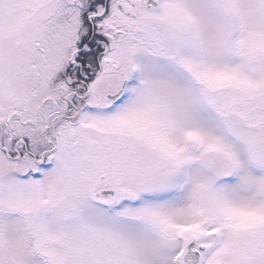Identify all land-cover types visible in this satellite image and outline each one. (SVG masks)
Here are the masks:
<instances>
[{"label":"rangeland","instance_id":"1","mask_svg":"<svg viewBox=\"0 0 264 264\" xmlns=\"http://www.w3.org/2000/svg\"><path fill=\"white\" fill-rule=\"evenodd\" d=\"M78 1L0 0V123L21 155L0 152V264H178L193 240L202 264H264V0H160V38L86 70L80 125L33 165L30 120L69 97L70 47L99 29Z\"/></svg>","mask_w":264,"mask_h":264},{"label":"flooded vegetation","instance_id":"2","mask_svg":"<svg viewBox=\"0 0 264 264\" xmlns=\"http://www.w3.org/2000/svg\"><path fill=\"white\" fill-rule=\"evenodd\" d=\"M78 2L81 3L78 5L81 14L86 10V5L91 4L96 7L94 19L97 21L99 29L97 34L95 33V38L92 33V37L89 41L92 42L104 37L106 43H104V41L100 43L99 41L97 45L90 46L88 43H83V41H86L87 39L81 36V43L76 45L75 48L74 46L70 47L71 60L67 63L64 76L65 84L63 87V93L66 92L69 97L65 99L62 95V97H60V100L62 99L61 101L44 99V101L41 102L42 125L44 127L42 129L38 127L36 119L33 118L30 120L32 121L30 123L31 126H29L30 135H28L27 139L23 140L24 144H26L28 148L27 151L30 156V160L34 163L33 165L40 164L42 157H46L61 147V144H65L63 141V132L66 126L74 128L80 125L83 111L87 107V102H89L88 100L91 95L90 89L86 94H84V96L79 95L82 93L81 88L86 84L85 82L87 81L90 83L93 81V79L88 76V72L86 71L93 65L91 60L92 57L90 58V56H96L97 67L101 72L104 68V64L114 63L116 59L118 60V58L121 57L126 56V58H128L133 41L138 40L136 39L138 37L141 41L148 39L149 30L152 31L151 35L154 38L153 40H158L160 38V33L153 27L156 21L154 18L151 19L147 16L151 13V11H155L160 8V0H107V3L110 2V6L108 8L106 6H102L105 0H89L86 3L83 0H79ZM71 3L78 4L74 1ZM88 13L90 14L89 11ZM110 19H113V22L111 25H107L106 23ZM121 21H126L127 23L121 24ZM131 22L136 23V26L133 25L132 28H129L128 25ZM134 32H137L138 35L132 39L130 36L133 35L132 33ZM100 46H104L105 49L100 51ZM88 60H90L91 63H88ZM96 102L97 101H93V103ZM118 102L120 101H107L105 106L109 107L111 103L116 104ZM48 136L50 138H48ZM74 137L75 135L73 133L71 135L72 141ZM19 140L20 138L16 136L15 131H11L9 133L6 126H4L3 123H0V152H4L5 156L7 155L6 157L11 160L12 164L17 163L21 158V155L18 154L16 149V145ZM52 142L54 145L50 144ZM74 146L77 147V143H74ZM31 168L32 166L30 169ZM103 178L105 177L100 176V179ZM115 197L117 199L116 194ZM115 204L116 203L108 207L114 208ZM97 205L102 206L100 204Z\"/></svg>","mask_w":264,"mask_h":264},{"label":"water","instance_id":"3","mask_svg":"<svg viewBox=\"0 0 264 264\" xmlns=\"http://www.w3.org/2000/svg\"><path fill=\"white\" fill-rule=\"evenodd\" d=\"M125 84L121 90L115 95H109V99L112 101H117L122 99L125 90ZM95 201L104 203L106 205L112 203L114 200V194L112 191H103L96 195ZM204 250V246H200L198 249L196 248V243L192 241L189 243L185 249L181 252L178 257L179 264H201V255L200 252Z\"/></svg>","mask_w":264,"mask_h":264},{"label":"trees","instance_id":"4","mask_svg":"<svg viewBox=\"0 0 264 264\" xmlns=\"http://www.w3.org/2000/svg\"><path fill=\"white\" fill-rule=\"evenodd\" d=\"M91 10H93V8L89 7V8H87L86 12H87V11H91ZM86 19H87V17H86ZM91 24H92V26H93V23H91ZM92 33H93V32H92ZM93 34H94L93 36H94V38H95V31H94ZM91 37H92V34L89 32L88 37L86 38L87 40H86L84 43H88L90 46H94V45H96V44L99 42L100 39H103V37H101L100 39H97V40L94 41V42H90L89 40L91 39ZM91 60H92L93 64L96 63V57L93 56V57L91 58ZM87 62H88V63H91L90 60H88Z\"/></svg>","mask_w":264,"mask_h":264}]
</instances>
